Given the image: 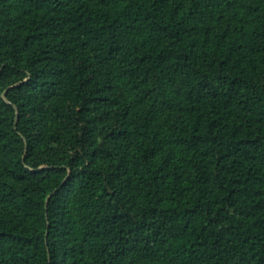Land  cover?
<instances>
[{"label": "trees", "instance_id": "16d2710c", "mask_svg": "<svg viewBox=\"0 0 264 264\" xmlns=\"http://www.w3.org/2000/svg\"><path fill=\"white\" fill-rule=\"evenodd\" d=\"M0 264H264V0H0Z\"/></svg>", "mask_w": 264, "mask_h": 264}]
</instances>
